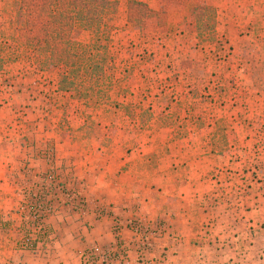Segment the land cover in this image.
Returning <instances> with one entry per match:
<instances>
[{
	"label": "crops",
	"instance_id": "1",
	"mask_svg": "<svg viewBox=\"0 0 264 264\" xmlns=\"http://www.w3.org/2000/svg\"><path fill=\"white\" fill-rule=\"evenodd\" d=\"M148 55L133 57L139 60L138 65L142 64L133 73L124 54L119 57L123 62L120 65L124 66L120 69L122 80L111 87L108 105L98 112L97 122L108 125V131L97 137L108 140L107 147L69 153L97 157L96 164L84 166L73 162L71 166L85 179L86 212L48 218L51 231L44 249L21 250L13 233L20 221L15 211L16 200L12 193L1 195L0 264H82L88 250L114 247L116 228L111 226L108 214L99 215L100 203L113 206L110 218L118 214L123 219L166 222L163 238L156 241L152 253L145 258L139 256L137 234L125 226L119 228L127 254L110 264H264V173L261 186L250 188L243 196L229 197L222 193L230 191L233 183L226 171L238 165L234 156L241 153L250 124L264 113V102H247L250 112L247 124L244 119L234 123L237 109L222 108L224 102H197L185 83L184 88H176L180 99L174 98L173 102L168 92H160L164 72L160 65V69L154 67L155 55L153 61ZM149 65L153 67L150 71ZM185 72L188 74L189 70ZM127 73L131 75L129 78ZM17 74L22 81L17 83L19 89L28 92L26 100L20 102L21 98L17 102L16 95L13 100L7 98L12 89L7 86L0 93V113L14 102L24 104L29 112L47 115L53 113L52 104L61 106L62 102H57L61 100L59 81L53 74L54 79L43 82L46 91L40 95L41 101L49 105L42 111L34 108L40 102L35 86L39 76L47 80L51 75H34L32 69ZM8 76L12 74L0 73V78ZM148 87L152 96L149 102H144L142 96ZM68 102H75L79 116L78 101ZM103 112L108 113V119ZM57 126L58 123L53 128ZM53 143L54 154L64 155L57 141ZM33 149L28 147L24 154L40 153L38 148ZM30 160H35L30 163L33 166L27 165L32 172L44 174L45 164ZM222 171L225 173L216 174ZM218 175L220 178H215ZM0 184L5 188L16 186L5 179Z\"/></svg>",
	"mask_w": 264,
	"mask_h": 264
},
{
	"label": "rangeland",
	"instance_id": "2",
	"mask_svg": "<svg viewBox=\"0 0 264 264\" xmlns=\"http://www.w3.org/2000/svg\"><path fill=\"white\" fill-rule=\"evenodd\" d=\"M13 1L0 0V44L10 34V20L14 15ZM111 1L116 8V13L110 18L113 30L108 45L102 43L106 47H102L97 53L103 65L102 73L101 68L98 70L101 79L98 85L92 82L94 90L87 98L78 100V97L60 90L61 76L65 72L63 69L40 71L28 59L6 63L0 69V73L6 71L7 75L9 72L12 74L8 78H0V93L7 86L12 88L7 97L10 100H13L14 95L18 97L17 102L21 98L20 102L26 100L28 92L19 89L20 85L17 83L22 84V81L18 80L20 74L17 71L26 74L32 69L34 75L53 74L58 79V96L61 100L57 102H62L61 106L52 104L53 113L48 115L29 112L24 104L17 102L0 113L4 117L0 123V180L5 179L16 185L5 188L0 184V196L12 193L16 200L15 211L20 221L15 225L13 233L18 237L21 250L44 249L51 231L47 224L48 218L64 213L86 212L88 203L86 188L83 186L85 179L71 166L73 162L84 166L96 164L97 157L69 153L99 146L107 147L108 140L97 137L108 131V125L103 126L97 122L98 112L104 109L103 105H108L111 87L119 85L122 80L120 69L124 66L120 65L121 54L128 58L124 57V60H128L131 73L142 66L137 64L139 60L134 59V56L149 54L147 57L153 61L152 56L155 55L154 67L160 69L161 66V71L164 72L159 88L161 93L168 92L173 102L175 99L179 100L180 96L175 90L185 83L187 91L197 102H224L225 104H221L222 108L237 109V113L233 115L234 123L239 124L243 119L246 124L249 122L247 102H264V0H191L186 6L162 5L160 0ZM133 3L137 5H132ZM203 3L211 4L216 9V25H213L211 32L199 31L195 20L194 7ZM151 11H165L168 16L166 20L155 21ZM81 40L89 42L92 36L84 33ZM2 56L5 61L9 58L6 54ZM151 68L153 67L149 65L147 69L150 71ZM185 70H189L188 74ZM125 75L126 78L131 76L129 73ZM53 76L47 77V80L39 76L35 90L39 93L36 99L40 98V102L34 105L35 109L42 111L49 105L41 101L40 95L46 91L43 82L51 81ZM179 78L181 82H178ZM149 88L142 96L144 102H149L152 96ZM71 100L80 104L79 116L75 111V102H68ZM103 116L108 119V113L103 112ZM56 123L58 126L53 128ZM51 124L54 125L51 127ZM250 127L241 153L234 156V163L238 165L226 171L233 184L229 187V192H222L223 195L243 196L250 188L261 186L264 173V113ZM54 141L64 149V155L54 154L51 147L54 146ZM28 147L38 148L40 153L24 154ZM43 147L45 149L42 153ZM30 159H37L40 164H45L44 176L39 173L35 175L27 166L35 161ZM66 169L69 171L66 172ZM220 173L225 171L216 174ZM215 178H220V175ZM112 209L113 206L100 203L98 213L108 214L111 226L116 228V235L120 232L118 241L122 242L121 237L124 238L119 228L125 226L133 233L132 229L137 227L143 233V237L136 235L139 242L138 253L144 251L149 257L156 241L163 238L166 222L123 219L118 214V217L110 218L109 215L114 212ZM144 243L147 244L146 247ZM112 249L115 248L108 245L102 250L92 249L87 252H96L95 256L99 258L105 251L111 253Z\"/></svg>",
	"mask_w": 264,
	"mask_h": 264
},
{
	"label": "trees",
	"instance_id": "3",
	"mask_svg": "<svg viewBox=\"0 0 264 264\" xmlns=\"http://www.w3.org/2000/svg\"><path fill=\"white\" fill-rule=\"evenodd\" d=\"M160 1L162 5L177 6H186L191 2ZM144 7L147 8L146 5ZM13 8L10 34L0 44V69L6 63L23 59L33 61L40 71L63 69L60 90L78 97V100L87 98L94 90L92 82L98 85L101 79L103 65L97 53L106 47L102 43L108 45L113 30L110 18L116 13L114 3L111 0H14ZM164 12L151 11L152 19L166 20L168 15ZM215 13V7L208 3L194 7L199 31L213 30L217 18ZM84 33H90L92 40L82 41ZM2 54L9 58L5 61ZM100 68L101 73L98 71ZM119 236L116 235L115 249L109 252L108 264L119 258L121 249H124L125 256L127 254L126 246L118 241ZM86 254L88 252L83 255L82 264Z\"/></svg>",
	"mask_w": 264,
	"mask_h": 264
},
{
	"label": "built area",
	"instance_id": "4",
	"mask_svg": "<svg viewBox=\"0 0 264 264\" xmlns=\"http://www.w3.org/2000/svg\"><path fill=\"white\" fill-rule=\"evenodd\" d=\"M137 235L139 236H142L143 233H141L139 231V229L137 227H134L132 229ZM143 237V236H142ZM146 243V242H145ZM144 243V247H146L147 244ZM120 256L119 258L122 259V258H125V253H124V249H121L120 251ZM144 253V251H143ZM95 254H97L95 252ZM95 254L93 253H88L84 256V264H99L100 263H103V264H106L108 263V260L110 259V254H109V251H105L101 254V256H99V258L97 256H95ZM145 254H142L141 257L142 258H145Z\"/></svg>",
	"mask_w": 264,
	"mask_h": 264
}]
</instances>
